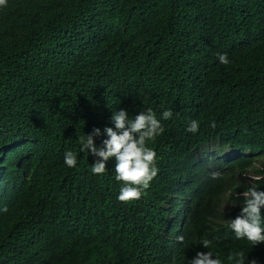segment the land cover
<instances>
[{
	"label": "trees",
	"instance_id": "obj_1",
	"mask_svg": "<svg viewBox=\"0 0 264 264\" xmlns=\"http://www.w3.org/2000/svg\"><path fill=\"white\" fill-rule=\"evenodd\" d=\"M212 102L234 113L207 141L248 150L224 165L225 181L241 186L255 162L264 174V0H8L0 7V264H135L148 229L94 218L105 209L94 206V157L81 140L113 126L120 109L129 118L151 109L163 132L148 146L159 158L179 138L185 110ZM68 151L74 168L63 162ZM257 185L264 191V180ZM199 204L191 219L209 245L264 264V243L236 240L226 224L201 228L205 214L222 212L215 194ZM139 264H165L159 245Z\"/></svg>",
	"mask_w": 264,
	"mask_h": 264
},
{
	"label": "clouds",
	"instance_id": "obj_2",
	"mask_svg": "<svg viewBox=\"0 0 264 264\" xmlns=\"http://www.w3.org/2000/svg\"><path fill=\"white\" fill-rule=\"evenodd\" d=\"M7 2L0 0V7ZM217 58L222 65L230 63L226 53L218 54ZM233 113L225 102H212L209 109L195 113L185 110L179 138L168 141L169 148L161 150L159 158L157 150L148 146L163 132L151 109L138 112L134 118L120 109L111 115L113 126L102 131L94 127L82 138V148L94 157L90 174L96 196L94 206L105 209L101 218H94L112 219L113 225L122 218L138 233L148 229V243L135 264H139V256L145 255L150 244L159 245L165 264H241L236 254H224L220 243L209 245L192 223L191 217L200 208V198L213 194L219 199L222 212L205 214L201 228L209 231L226 224L227 232L230 236L233 232L236 240L252 245L264 243V191L257 185L264 180L262 165L255 162L256 169L244 173L243 185L229 184L224 179L229 171L225 163L248 155V150L230 147L219 150L206 138L219 124L230 123ZM171 116V110L162 113L163 119ZM102 135L106 138L97 146L94 138ZM63 162L74 168L77 157L68 151ZM236 203L243 205L239 215L223 221ZM164 208L168 212L161 213ZM173 253L179 255V260L171 257ZM53 260L70 261L67 257Z\"/></svg>",
	"mask_w": 264,
	"mask_h": 264
}]
</instances>
